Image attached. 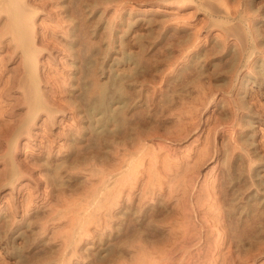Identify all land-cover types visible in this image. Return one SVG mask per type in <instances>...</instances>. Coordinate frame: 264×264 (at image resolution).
<instances>
[{
	"label": "rangeland",
	"instance_id": "rangeland-1",
	"mask_svg": "<svg viewBox=\"0 0 264 264\" xmlns=\"http://www.w3.org/2000/svg\"><path fill=\"white\" fill-rule=\"evenodd\" d=\"M32 1L27 0L26 2L25 0L24 2L21 0V3H25V10L26 8H31L30 10L32 12L30 11L28 14L31 16V21L34 20L33 27L36 29H34L36 33L35 46L37 49L41 50H38L39 54H37V63L35 64L37 68V78L39 79L38 90L42 95L41 100L44 108L38 110L30 119L23 115L25 112H28L27 107L22 104L18 105V102L21 100L20 91H22V88H19L15 83L16 80L21 79L24 75L21 67L24 64V57L19 50H15L11 47L13 43L8 40L10 38L9 34H6L5 37L3 36L4 39H0V42L2 40L0 43V58H3V63H0V72L4 70V72H6L1 76L0 89L4 80L7 82L9 79L10 85L13 81V84H16L11 85V87L14 88L6 90L7 92H5L4 95L7 99H1L2 103L5 101L2 105L3 107L5 106L4 110H6L2 118L3 120H7V123L8 120L12 123L9 122L10 125H8L6 133L15 131L16 134L11 132L12 134H10L9 137H7V134L5 135L7 139H10L9 160L8 158V161L6 160L7 168H5L6 163L4 159L2 161L1 159L3 155L6 154L8 146L3 141L5 136L3 135L2 137L0 135V138H2L0 139V142L2 141L0 143V148L2 147L3 149H0V185H2L0 186V264H264V0H185L184 2L182 0H83L81 1L82 3H80L81 6L78 2L80 0ZM207 1H211L210 3L215 7L217 6L219 10L216 7V13H212L208 5L205 4ZM200 3H203L202 7ZM79 8L81 12H79ZM2 15L0 21L1 29H3L6 20L5 14L3 13ZM161 19L164 21H161ZM225 21H228L227 24ZM82 23L85 24L84 27ZM86 26L87 28H85ZM232 29L235 31L233 32ZM81 30L84 32L81 33ZM83 33L86 34L87 37L86 35L84 37ZM238 33L240 35H237ZM243 33L246 34V36H244ZM253 33H257L258 35ZM174 34H176L177 37H175L176 35L174 36ZM82 35L83 37L81 38ZM178 35L180 37L182 36V39ZM186 35L189 37L186 38ZM183 36L185 37L184 41H186L185 43L187 45L183 41ZM50 37H52V39ZM255 38L257 39L255 40ZM82 39H86L87 43L81 44L85 41H82ZM88 41H90L89 44ZM52 42L54 43L52 44ZM78 42L82 47H80V45L78 46ZM9 43L11 44L9 45ZM76 43L80 48L76 46ZM174 43H179V45L182 46H176ZM140 44L143 45L141 46ZM256 44H258V46ZM88 46L90 48L92 46V51H90ZM140 47H143V49ZM82 48L85 51L88 49V51L85 52L87 54L89 52L93 53V56H91L90 53L88 55L83 53L92 58L85 56L86 60L88 59L87 62L84 61L87 63L86 65L83 60L82 62L80 61L83 58H79L81 57L79 54L82 53ZM223 48L226 50V53ZM11 49L14 50L12 51ZM15 52H17V54H15ZM18 55H20V58ZM95 58L97 63L94 61ZM239 58L241 60H239ZM6 59L9 61L6 62ZM197 59H199V61ZM89 62L91 63L90 65H88ZM97 64H100V66ZM91 65L94 67H91ZM84 66L85 68H89L87 70L91 69L92 74L89 71L90 75L86 74L87 71H85L86 69ZM79 69L85 72H81ZM18 71L21 72L19 73ZM82 73H84L85 76L83 75V77L85 78L82 77ZM198 73L200 74L198 75ZM15 74H19V77ZM91 75H94L92 79ZM116 75L120 76L118 77ZM130 76L132 78H130ZM7 77L8 79H6ZM124 77H126L125 80ZM121 78L123 82H121ZM87 79L91 80L89 81L90 83ZM94 79L96 80L94 81ZM77 80H85V82L79 83ZM168 80H171L170 84ZM173 80L176 84L179 82L177 84L179 86L184 81L185 83L187 82L186 84H182L184 87H180L181 89L183 87V91L181 90L183 93L179 91V86L177 87ZM91 82H93V84ZM78 83L82 86L81 88H79L80 86ZM85 83H87L88 86L91 84L93 86L96 84L98 85H96L97 88L96 86H90L88 88ZM114 83L115 85H113ZM60 84H64L63 86L68 84L69 86L66 85L65 88L62 86L63 88H61ZM81 84H84L88 90ZM57 87L60 88L57 89ZM83 87L85 90H83ZM98 88H100L99 95L95 93L98 91ZM173 88L177 90L172 93ZM80 89L82 90L80 91ZM89 89L92 90V92ZM109 90L112 91L109 92ZM48 91L50 94L51 92L54 93V95L51 94L50 96ZM103 92L109 96L113 92L117 96L120 95L123 100L125 99L124 101L130 100L129 102L127 101L129 104L123 102L122 105L115 101L109 103L110 110L117 111L118 120H127L129 116L133 115L132 119L135 118L133 119L134 121L130 119L131 117L128 119V121H131H129V124L133 125L134 122L135 125L133 126L129 125L128 122L126 124L125 121L124 123L127 125L125 127L123 126L124 123H122V125L121 120L119 121L122 125L120 126L122 127L120 128L121 130L130 131L132 128L134 130L130 132L127 131V133L123 131L121 134H113L107 131L109 132L108 134L111 135V137H108V139L111 138L110 141L108 140L107 142H102L97 134H100L102 129L105 128H107V130L111 129L110 131L113 132V128L115 129V127L112 125H115V123H108L109 125L107 126H109V128L103 126L102 122H99L101 114L92 113L93 109L91 106L94 105H89L92 102L91 99L95 97V94L100 96ZM43 95L44 97L46 96L48 102L46 98H43ZM123 95L124 97L126 96L127 99L126 97H122ZM167 95L171 98V102ZM54 96L56 98H54ZM73 96H75L77 100H75ZM83 96H87V99H84ZM128 96H130V98ZM51 97L57 102L59 100L61 101L57 104ZM132 97L135 98V101L132 100ZM151 97L152 99H150ZM164 97L168 99V102ZM57 98H59V100H57ZM49 99H53L57 106L59 104L62 105L56 108L57 106H54V101ZM143 99H149V103L147 102L148 100H146L147 103H145ZM78 100L81 102L78 103ZM87 100L90 101L88 104L84 102ZM165 100L166 103H164ZM15 101L17 103H15ZM200 101H202V103ZM137 102H139L140 105H138L139 103L137 104ZM6 103L13 105H8ZM81 103L85 107L82 106ZM160 103L163 104V106ZM86 104L91 108H87ZM73 105L75 107L79 105L80 107L77 109ZM123 105L125 108L128 107L126 114L124 112L122 114ZM133 105H135V109H137L138 112L141 110L140 113H136L137 111L132 109ZM195 105H197L196 108ZM15 106L19 107L15 108ZM117 106L120 109H118ZM192 106L194 107L192 108ZM49 107H52V109ZM53 107L55 108L53 109ZM153 107L154 110L156 109L155 111ZM84 108L87 109L85 110ZM159 108L160 110H158ZM88 109L91 114L87 111ZM46 111L48 114L45 113ZM84 112L89 113L85 114ZM83 113L85 115H83ZM149 113H151L152 116L154 114V119ZM87 114H89V119H94L93 121L90 119L93 124L88 119ZM121 115L128 117H126V119L123 117L122 119ZM83 116H86L85 120ZM20 117L21 119L24 117V119L21 120ZM136 117H138V119ZM181 117H185L184 121ZM141 118H145L146 121ZM148 118L149 120H147ZM179 118L180 120L182 119L183 123H181L182 121H180ZM14 121H17L16 123L20 125L16 126L17 124ZM137 121L140 122L138 123ZM178 121H180V124ZM144 122H146V124H144ZM140 123L142 125H140ZM12 125L15 126L12 127ZM90 125L92 126V130H90ZM9 127H12L14 130L11 128L9 129ZM83 128H85V130ZM93 128L94 130L96 129L95 132ZM99 128L100 131H98ZM135 129H137V131ZM138 129H140L142 133L138 131ZM23 130L24 133H22ZM80 130H82V132ZM26 131L27 134L25 133ZM91 131L93 132L91 133ZM96 131L98 132L96 133ZM128 133L130 135L127 136L128 138L126 139L125 137ZM20 134L22 136H19ZM133 134H135V136H133ZM136 135H139L138 139L142 140H138ZM95 136L98 138H95ZM132 136L134 139H132ZM114 138L117 141H115ZM130 138L134 142L130 140ZM92 139H96L95 142H97L98 145L94 144V140L92 141ZM121 139L128 141L124 142ZM135 139L136 141H140L141 144L137 141L140 145L136 144L137 146H135V144H133L137 143ZM111 140H113L112 143ZM84 141L88 146L85 145ZM89 142L92 143L93 146L97 145L100 148L96 147V150H94L95 147L93 148V146H90L92 144L89 145ZM119 142L123 145L125 143L127 147L122 146ZM49 143L52 145H49ZM130 144H132V146ZM43 145H45V148H43ZM61 147L64 152H62ZM77 147H80V151L82 147L85 149L87 148L86 153H84V149V151H78ZM102 147L105 148L106 151ZM98 149H103L104 151H99ZM110 149H112V151ZM117 149L119 153H122V160L118 153L117 155H119V157L115 155ZM125 149L128 151L126 152ZM50 151H53V155L56 156L54 157ZM114 151L115 154L113 155L112 153ZM48 152L50 158H52L51 161L56 162H51L52 164L59 166V157V159H61L59 161L62 162V164L64 163L63 165L60 164L61 167L63 166L59 171L60 175H50L49 172L44 170L45 168H41L43 164L46 165L47 160L49 161L50 159L47 155ZM141 153L146 157L142 156ZM110 155L113 158L110 157ZM125 155L128 157H125ZM136 155L140 158L139 162L143 163L137 161L138 158ZM108 156L111 159H109ZM28 157L33 159L31 160ZM104 157H106V160L103 159ZM124 157L125 159L128 158L129 161H126ZM15 158L17 160H15ZM117 158L119 159L118 162H116L118 160ZM29 160L33 161V163L35 162L34 164L36 166L31 162L29 164ZM45 160L46 162H43ZM107 160L108 164H111V160L112 163L116 160V163H113L114 166L110 165L112 167L111 170L110 167L108 170L109 165L106 163ZM120 160L122 165H120ZM134 160L138 163L137 166H135L136 162H134ZM148 160L151 161L148 162ZM41 163L42 165H40ZM131 163L135 164L134 167L137 168H133ZM8 164L10 165L8 166ZM18 164L21 166L19 167ZM24 164L29 167H24ZM167 164L174 168L172 167L170 170ZM32 165H34V168ZM37 165H40V167L37 168ZM66 165H68V168L71 167L70 171L68 168L65 170ZM115 165L117 166L115 167ZM22 166L24 169H27V172L23 171L24 169ZM8 167L10 170H7ZM121 167L122 170H119ZM130 167L132 169H130ZM21 168L23 170H21ZM30 168L34 170H30ZM167 168H169V170ZM105 169L111 172L113 170L114 174ZM152 169L156 171V173L152 171ZM128 170H132L134 176L132 171L129 172ZM144 170H146V172ZM149 170L150 173H148ZM8 171L10 172L8 173ZM127 172H129L128 174H132V179L130 175L128 178V174H125ZM135 172H137L136 176ZM142 173L144 179L143 177H139L140 174V176H142ZM48 174L50 177H48ZM121 174H125L128 181H126L123 177L124 175ZM5 176L10 177V181L7 180L5 184H3ZM155 177L157 179H154ZM46 178L57 179L54 182V180L50 181V179L48 180ZM145 178H147L148 181ZM120 179L125 180V186H122L124 181L119 185L117 184ZM149 179L151 180L149 181ZM133 180L136 184L133 183ZM47 182H49V184ZM144 182L147 184L149 182V185L152 187L149 185L147 186L146 183V186L145 184L143 185ZM56 183L58 186H55ZM128 183L130 184L128 185ZM53 184L54 186H52ZM133 184H135L136 187ZM120 185L121 187L119 188L118 186ZM130 185L134 187H129ZM141 186L142 188L144 187L143 189L146 187L148 190L146 189L144 192ZM122 188H125V190L123 189L122 191ZM128 188H130V190ZM115 189L119 192L121 191L120 193L122 194H119ZM109 190L111 191L110 193ZM126 192L131 193H128V195ZM127 195L130 197V201L128 197H126ZM140 198L143 200V202L141 201L143 204L139 201ZM21 260H23V262Z\"/></svg>",
	"mask_w": 264,
	"mask_h": 264
},
{
	"label": "bare ground",
	"instance_id": "bare-ground-1",
	"mask_svg": "<svg viewBox=\"0 0 264 264\" xmlns=\"http://www.w3.org/2000/svg\"><path fill=\"white\" fill-rule=\"evenodd\" d=\"M22 1L25 2V0H22ZM31 1H32V0H31ZM81 1H83V0L78 1V2H79V5H80V3H82ZM86 1H87V0H86ZM92 1H93V0H92ZM170 1H171V0H170ZM174 1H176V0H174ZM179 1H180V0H179ZM182 1L184 2L185 0H182ZM182 1H181V2H182ZM205 1H206V0H205ZM238 1H239V0H238ZM24 2L21 3V0H0V21H1V17L3 16V15H2L3 13L5 14V17H6L5 24L3 25V29L0 28V39H2V38L4 39L5 35H6V34H7V35L9 34L11 40H10V38H9L8 40H9L11 43H13V46L11 45V47H13L15 50H19V52H20V53L23 55V57H24V60H23V63H24V64H23V66L20 65V66L22 67V70H23L22 73H23L24 75H23V77H22L21 79L16 80L15 83L18 85L19 88H20V87L22 88V89H21L22 91H20V93H21V100L18 102V105H19V104H22V105H25V106L27 107L28 112H25V114H26V113H27V114H26V115L23 114V115H24V117L26 116L28 119H30V118H32V117L37 113L38 110H42V108H44V107H43V103H42V100H41L42 95H41V93H40L39 90H38L39 79L37 78V71H36L37 68H36V64H35V63H37V57H38L37 54H39V51H41V50L37 49L36 46H35L36 33H35L34 31H35L36 29L33 27V26H34V24H33V23H34V22H33L34 20L31 21V20H32V19H31V16L28 14V13H30V11H31L30 9H31V8H29V9L26 8V10H27V12H26V10H25L26 5H25ZM26 2H27V0H26ZM32 2H33V1H32ZM78 2H77V4H78ZM90 2H91V1H90ZM152 2H153V1H152ZM181 2H179V3H181ZM183 2H182V4H183ZM210 2H211V1H210ZM210 2L207 1V2H205V4L208 5V8H210V10H211L212 13H216V11H217V10H216V7H217V6L215 7V6H214L213 4H211ZM221 2H222V1H221ZM23 3H24V4H23ZM28 3H29V2H28ZM126 3H127V2H126ZM166 3H167V2H166ZM213 3H214V2H213ZM224 3H225V2H224ZM29 4H30V3H29ZM83 4H84V3H83ZM186 4H187V2H186ZM214 4H215V3H214ZM24 6H25V7H24ZM40 6H41V5H40ZM80 6H81V5H80ZM105 6H106V4H105ZM200 6L202 7V6H203V3H200ZM242 6H243V5H242ZM110 7H111V6H110ZM204 7H205V6H204ZM80 8H81V7H80ZM80 8H79V12H81V11H80ZM205 8H206V7H205ZM217 8H218V7H217ZM244 8H245V7H244ZM73 9H74V8H73ZM76 9H77V8H76ZM116 9H117V8H116ZM28 10H29V11H28ZM32 10H33V9H32ZM77 10H78V9H77ZM121 10H122V9H121ZM218 10H219V8H218ZM245 10H246V9H245ZM247 10H248V9H247ZM31 12H32V11H31ZM76 12H77V11H76ZM209 12H210V11H209ZM82 13H83V12H82ZM56 14H57V13H56ZM225 14H228V13H225ZM229 14H230V13H229ZM121 15H122V14H121ZM187 15H188V14H187ZM230 15H231V14H230ZM234 16H235V15H234ZM245 16H246V15H245ZM116 17H118V16H116ZM174 17H175V16H174ZM180 17H181V16H180ZM3 18H4V17H3ZM176 18H177V17H176ZM184 18H185V17H184ZM191 18H193V17H191ZM33 19H34V18H33ZM71 19H72V18H71ZM247 19H248V18H247ZM129 20H130V19H129ZM150 20H151V19H150ZM159 20H160V19H159ZM162 20H163V19H161V21H162ZM173 20H174V19H173ZM176 20H177V19H176ZM191 20H192V19H191ZM224 20H225V19H224ZM231 20H232V19H231ZM240 20H242V19H240ZM3 21H4V20H3ZM65 21H66V20H65ZM67 21H68V20H67ZM134 21H135V20H134ZM156 21H158V20H156ZM163 21H164V20H163ZM166 21H167V20H166ZM225 22H226V21H225ZM227 22H228V21H227ZM227 22H226V24H227ZM64 23H65V22H64ZM150 23H151V22H150ZM164 23H165V22H164ZM82 24H83V23H82ZM82 24H81V25H82ZM161 24H163V23H161ZM176 24H177V23H176ZM203 24H204V23H203ZM84 25H85V24H83L82 26L84 27ZM128 25H129V24H128ZM149 25H150V24H149ZM184 25H185V24H184ZM200 25H202V24H200ZM236 25H237V24H236ZM82 26H81V27H82ZM150 26H151V25H150ZM157 27H158V26H157ZM165 27H166V26H165ZM173 27H174V26H173ZM173 27H172V28H173ZM175 27H176V26H175ZM179 27H180V26H179ZM200 27H201V26H200ZM200 27H199V28H200ZM240 27H241V26H240ZM50 28H51V27H50ZM85 28H87V26H86ZM162 28H164V27H162ZM184 28H185V27H184ZM190 28H191V27H190ZM228 28H229V26H228ZM237 28H238V26H237ZM34 29H35V30H34ZM81 29H83V28H81ZM181 29H182V28H181ZM197 29H198V28H197ZM240 29H241V28H240ZM256 29H257V28H256ZM157 30H158V29H157ZM174 30H175V29H174ZM177 30H178V29H177ZM200 30H201V28H200ZM230 30H231V28H230ZM238 30H239V29H238ZM159 31H161V30H159ZM187 31H188V30H187ZM232 31H233V29H232ZM234 31H235V30H234ZM234 31H233V32H234ZM67 32H68V31H67ZM82 32H84V31L81 30V33H82ZM174 32H175V31H174ZM176 32H177V31H176ZM195 32H196V31H195ZM227 32H229V31H227ZM233 32H232V33H233ZM240 32H241V30H240ZM243 32H245V31H243ZM52 33H53V32H52ZM79 33H80V32H79ZM188 33H189V32H188ZM192 33H193V32H192ZM222 33H223V32H222ZM229 33H230V32H229ZM236 33H237V30H236ZM241 33H242V32H241ZM62 34H63V33H62ZM69 34H70V33H69ZM83 34H84V33H83ZM150 34H151V33H150ZM150 34H149V35H150ZM157 34H158V33H157ZM157 34H156V35H157ZM177 34H178V33H177ZM179 34H180V33H179ZM197 34H198V33H197ZM197 34H196V35H197ZM224 34H225V33H224ZM230 34H231V33H230ZM243 34H244V33H243ZM253 34H255V33H253ZM256 34H257V33H256ZM256 34H255V35H256ZM55 35H56V34H55ZM67 35H68V34H67ZM70 35H71V34H70ZM74 35H75V34H74ZM85 35H86V34H84V37H85ZM149 35H148V36H149ZM175 35H176V34H174V36H175ZM188 35H189V34H188ZM188 35H186V38L189 37ZM198 35H199V34H198ZM237 35H240V34L238 33ZM237 35H235V36H237ZM241 35H242V34H241ZM257 35H258V34H257ZM3 36H4V37H3ZM44 36H45V35H44ZM51 36H52V35H51ZM64 36H65V35H64ZM75 36H76V35H75ZM75 36H72V37H75ZM178 36H179V35H178ZM194 36H195V35H194ZM232 36H234V35H232ZM244 36H246V34H244ZM48 37H49V36H48ZM65 37H66V36H65ZM67 37H68V36H67ZM82 37H83V35L81 36V38H82ZM86 37H87V35H86ZM144 37H145V36H144ZM144 37H143V38H144ZM154 37H155V36H154ZM154 37H153V38H154ZM175 37H177V35H176ZM179 37H180V36H179ZM179 37H178V38H179ZM181 37H182V36H181ZM181 37H180V38H181ZM183 37H184V36H183ZM191 37H192V36H191ZM223 37H224V36H223ZM239 37H240V36H239ZM252 37H253V36H252ZM256 37H257V36H256ZM50 38L52 39V37H50ZM75 38H77V37H75ZM75 38H74V39H75ZM79 38H80V37H79ZM81 38H80V39H81ZM105 38H106V37H105ZM157 38H158V37H157ZM173 38H174V37H173ZM258 38H259V37H258ZM51 39H50V40H51ZM53 39H54V38H53ZM69 39H70V38H69ZM86 39H87V38H86ZM86 39H84L85 41L82 39V41H84V42L81 41V42H82L81 44H83V43H87V40H88V39H87V40H86ZM165 39H166V38H165ZM181 39H182V38H181ZM181 39H179V40H181ZM228 39H229V38H228ZM237 39H238V38H237ZM242 39H243V38H242ZM242 39H241V40H242ZM256 39H257V38H255V40H256ZM6 40H7V39H6ZM8 40H7V41H8ZM50 40H48V41H50ZM76 40H77V39H76ZM100 40H101V39H100ZM175 40H176V39H175ZM179 40H178V41H179ZM184 40H185V37H184L183 41H184ZM192 40H194V39H192ZM192 40H190V41H192ZM249 40H250V38H249ZM255 40H254V41H255ZM51 41H52V40H51ZM70 41H71V40H70ZM188 41H189V40H188ZM194 41H195V40H194ZM245 41H246V40H245ZM1 42H2V40H1ZM1 42H0V43H1ZM3 42H5V41H3ZM55 42H56V41H55ZM79 42H80V40H79ZM79 42H78V46L80 45V47H82L81 44H79ZM89 42H90V41H88V44H89ZM167 42H168V41H167ZM185 42H186V41H184V43H185ZM241 42H242V41H241ZM11 43H9V45H10ZM53 43H54V42H52V44H53ZM176 43H177V41H176ZM180 43H181V42H180ZM189 43H190V42H189ZM224 43H225V42H224ZM259 43H260V42H259ZM47 44H48V43H47ZM47 44H46V45H47ZM55 44H57V43H55ZM88 44H87V45H88ZM122 44H123V43H122ZM174 44H175V43H174ZM181 44H182V43H181ZM185 44H186V43H185ZM193 44H194V43H193ZM5 45H8V44H5ZM74 45H75V44H74ZM84 45H86V44H84ZM140 45H141V44H140ZM142 45H143V44H142ZM142 45H141V46H142ZM175 45L177 46V45H179V43H178V44H175ZM182 45H183V44H182ZM182 45H179V46H182ZM186 45H187V44H186ZM223 45H224V44H223ZM256 45L258 46V44H256ZM51 46H52V45H51ZM55 46H56V45H55ZM69 46H70V45H69ZM76 46H77V43H76ZM78 46H77V47H78ZM129 46H130V45H129ZM168 46H169V45H168ZM224 46H225V45H224ZM247 46H248V45H247ZM8 47H9V46H8ZM66 47H67V46H66ZM80 47H78V48H80ZM83 47H84V46H83ZM88 47H89V46H88ZM88 47H87V48H88ZM108 47H109V45H108ZM110 47H111V46H110ZM143 47H144V46H143ZM143 47H140V48L143 49ZM228 47H229V46H228ZM242 47H243V46H242ZM52 48H53V47H52ZM52 48H51V49H52ZM64 48H65V47H64ZM74 48H75V47H74ZM89 48H90V47H89ZM91 48H92V46H91ZM91 48H90V51H92ZM125 48H126V47H125ZM148 48H149V47H148ZM157 48H158V47H157ZM165 48H166V47H165ZM171 48H172V47H171ZM175 48H176V47H175ZM178 48H180V47H178ZM257 48H258V47H257ZM0 49H1V48H0ZM14 49H13V50H14ZM75 49H76V48H75ZM138 49H139V48H138ZM181 49H182V48H181ZM194 49H195V48H194ZM221 49H222V48H221ZM226 49H227V48H226ZM11 50H12V49H11ZM13 50H12V51H13ZM38 50H39V51H38ZM145 50H146V49H145ZM219 50H220V49H219ZM223 50H224V48H223ZM227 50H228V49H227ZM83 51H84V52H83ZM86 51H88V49H87ZM86 51L82 48V50H81L82 53L79 54V55L81 56V57H79V58H83V59L80 60L81 62H82V60H83V62H84V61L87 62L88 59L86 60V57L91 58V56H93V53H90V52H89V53L91 54V56H90V57H89V56H86V55H85V54H87V53H85ZM94 51H95V49H94ZM97 51H98V50H97ZM183 51H184V48H183ZM190 51H191V50H190ZM192 51H194V50H192ZM206 51H207V50H206ZM220 51H221V50H220ZM225 51H226V50H224V52H225ZM241 51H242V50H241ZM141 52H142V51H141ZM208 52H209V51H208ZM212 52H213V51H212ZM260 52H261V51H260ZM83 53H85V54H83ZM89 53H88V54H89ZM95 53H97V52H95ZM98 53H99V52H98ZM172 53H173V52H172ZM182 53H183V52H182ZM197 53H198V52H197ZM210 53H211V52H210ZM216 53H217V52H216ZM225 53H226V52H225ZM241 53H243V52H241ZM256 53H257V52H256ZM15 54H17V52H15ZM21 54H20V55H21ZM77 54H78V53H77ZM88 54H87V55H88ZM140 54H141V53H140ZM11 55H12V54H11ZM20 55H18V57H19ZM70 55H71V54H70ZM94 55H95V54H94ZM129 55H130V54H129ZM141 55H142V54H141ZM143 55H144V54H143ZM182 55H183V54H182ZM194 55H195V54H194ZM197 55H198V54H197ZM212 55H214V54H212ZM75 56H76V55H75ZM85 56H86V57H85ZM95 56H96V55H95ZM163 56H164V55H163ZM168 56H169V55H168ZM207 56H208V55H207ZM4 57H5V56H4ZM10 57H11V56H10ZM16 57H17V56H16ZM128 57H129V56H128ZM171 57H172V56H171ZM180 57H181V56H180ZM196 57H197V56H196ZM8 58H9V57H8ZM19 58H20V57H19ZM47 58H48V57H47ZM193 58H194V57H193ZM201 58H202V57H201ZM10 59H11V58H10ZM91 59H92V58H91ZM91 59H90V60H91ZM148 59H149V58H148ZM166 59H167V58H166ZM173 59H174V58H173ZM173 59H172V60H173ZM178 59H179V58H178ZM205 59H206V58H205ZM231 59H232V58H231ZM14 60H15V59H14ZM97 60H98V59H97ZM168 60H169V59H168ZM175 60H176V59H175ZM197 60L199 61V59H197ZM206 60H207V59H206ZM239 60H241V59L239 58ZM249 60H250V59H249ZM8 61H9V60L6 59V62H8ZM64 61H65V60H64ZM76 61H77V60H76ZM94 61H96V58H95ZM94 61H93V63H94ZM198 61H197V62H198ZM219 61H220V60H219ZM21 62H22V61H21ZM21 62H20V63H21ZM90 62H91V61H90ZM90 62L88 63V65H90V64L92 63V62H91V63H90ZM168 62H169V61H168ZM173 62H174V61H173ZM192 62H193V61H192ZM204 62H205V61H204ZM0 63H3V58H2V57L0 58ZM84 63H85V62H84ZM96 63H97V61H96ZM145 63H146V62H145ZM154 63H155V62H154ZM159 63H160V62H159ZM65 64H66V63H65ZM86 64H87V63H85V65H86ZM100 64H101V63H100ZM100 64H99V65L97 64V65L100 66ZM136 64H137V63H136ZM249 64H250V63H249ZM254 64H255V63H254ZM70 65H72V64H70ZM74 65H75V64H74ZM81 65H82V64H81ZM196 65H197V64H196ZM1 66H2V65H1ZM68 66H69V64H68ZM82 66H83V65H82ZM94 66H95V63H94ZM94 66L91 65V67H94ZM134 66H135V65H134ZM250 66H251V65H250ZM77 67H78V66H77ZM89 67H90V66H89ZM96 67H97V66H96ZM135 67H136V66H135ZM138 67H139V66H138ZM236 67H237V66H236ZM80 68H81V67H80ZM84 68H85V66H84ZM143 68H144V67H143ZM145 68H146V66H145ZM213 68H214V67H213ZM253 68H254V67H253ZM0 69H1V68H0ZM82 69H83V68H82ZM85 69H86L85 71H87L86 74H89V75H90L89 72H91V74H92V70H91V69H90L91 71H90V70H87V69H89V68H85ZM92 69H93V68H92ZM96 69H97V68H96ZM193 69H194V68H193ZM195 69H196V68H195ZM235 69H236V68H235ZM235 69H234V70H235ZM3 70H4V69H3ZM72 70H73V69H72ZM79 70H80V69H79ZM83 70H84V69H83ZM94 70H95V68H94ZM141 70H142V69H141ZM147 70H149V69H147ZM157 70H158V69H157ZM188 70H189V69H188ZM197 70H198V69H197ZM212 70H213V69H212ZM232 70H233V69H232ZM4 71H5V70H4ZM4 71H1V72H0V80H1V76H2V74H3V73H6V72H4ZM80 71H81V70H80ZM85 71H81V72H85ZM88 71H89V72H88ZM95 71H96V70H95ZM137 71H138V70H137ZM192 71H193V70H192ZM194 71H195V70H194ZM255 71H256V69H255ZM261 71H262V70H261ZM18 72H19V71H18ZM20 72H21V71H20ZM20 72H19V73H20ZM76 72H77V71H76ZM96 72H97V71H96ZM185 72H186V71H185ZM195 72H197V71H195ZM212 72H213V71H212ZM216 72H217V71H216ZM259 72H260V71H259ZM22 73H21V74H22ZM143 73H144V72H143ZM155 73H156V72H155ZM164 73H165V72H164ZM262 73H263V71H262ZM262 73H261V74H262ZM56 74H57V73H56ZM75 74H76V73H75ZM80 74H81V73H80ZM80 74H79V75H80ZM93 74H94V73H93ZM123 74H124V73H123ZM123 74H122V75H123ZM135 74H136V73H135ZM199 74H200V73H198V75H199ZM202 74H203V73H202ZM219 74H220V71H219ZM15 75L18 76L19 74H15ZM83 75H84V73H82V77H83ZM96 75H97V74H96ZM122 75H121V76H122ZM186 75H187V74H186ZM216 75H217V74H216ZM223 75H224V74H223ZM59 76H60V75H59ZM80 76H81V75H80ZM80 76H79V78H80ZM84 76H85V75H84ZM86 76H87V75H86ZM92 76H94V75H91V79H92ZM116 76H118V75H116ZM116 76H115V77H116ZM119 76H120V75H119ZM119 76H118V77H119ZM123 76H124V75H123ZM123 76H122V77H123ZM195 76H196V75H195ZM201 76H202V75H201ZM210 76H211V75H210ZM212 76H213V75H212ZM4 77H5V76H4ZM18 77H19V76H18ZM20 77H21V76H20ZM82 77H81V78H82ZM95 77H96V76H95ZM115 77H114V78H115ZM126 77H127V76H126ZM126 77H124V80H125ZM128 77H129V76H128ZM136 77H137V76H136ZM181 77H182V76H181ZM183 77H184V76H183ZM193 77H194V76H193ZM198 77H200V76H198ZM49 78H50V77H49ZM79 78H78V79H79ZM83 78H85V77H83ZM93 78H94V77H93ZM130 78H132V77L130 76ZM187 78H188V77H187ZM6 79H8V77H7ZM11 79H12V78H11ZM11 79H10V80H11ZM42 79H43V78H42ZM42 79H41V80H42ZM44 79H46V78H44ZM96 79H97V78H96ZM96 79H94V81H95ZM112 79H113V78H112ZM112 79H111V80H112ZM117 79H118V78H117ZM141 79H142V78H141ZM173 79H174V78H173ZM182 79H183V78H182ZM190 79H191V78H190ZM194 79H195V78H194ZM194 79H193V80H194ZM2 80H3V79H2ZM14 80H15V79H14ZM66 80H67V79H66ZM82 80H83V79H82ZM115 80H116V78H115ZM118 80H119V79H118ZM121 80H122V78H121ZM130 80H131V79H130ZM130 80H129V81H130ZM162 80H163V79H162ZM180 80H181V78H180ZM187 80H188V79H187ZM5 81H6V80H4V83H2V85H1L2 87H1V89H0V135L3 137V135L5 136V135L7 134V135H8L7 137H9L10 134H12L11 132H14V134H16V133H15V131H11V132H10V130H9L10 133H6V132H7L6 130H7V128H8V125H10L11 122H10V120H8V123L10 122V123L8 124V123H7V120H3V118H2L3 115H4V112H5L6 110H4L5 106L3 107V105H2L3 103H5V101H3V103H2L1 99H2V100L7 99V98H5L6 96L4 95L5 92H7L6 90H10V88H14V87H11V85H16V84H13V82H14V81H13V82L11 83V85H10L9 79H8L7 82H5ZM77 81H79V83H80V82H85V80H84V81L77 80ZM87 81L89 82V81H91V80H90V79H87ZM113 81H114V80H113ZM113 81H111V82H113ZM116 81H117V80H116ZM119 81H120V80H119ZM129 81H127V82H128V83L133 82V81H130V82H129ZM168 81H169V84H170L171 80H168ZM183 81H184V80H183ZM0 82H1V81H0ZM57 82H58V81H57ZM88 82H87V83H88ZM121 82H123V80H122ZM173 82H174V80H173ZM180 82H181V81H180ZM190 82H191V81H190ZM192 82H193V81H192ZM232 82H233V81H232ZM52 83H53V82H52ZM58 83H60V82H58ZM79 83H78V85H79ZM87 83H85V85H87ZM89 83H90V82H89ZM89 83H88V84H89ZM91 83L93 84V82H91ZM115 83H116V82H115ZM115 83H114L113 85H115ZM165 83H166V82H165ZM174 83H175V82H174ZM178 83H179V82H178ZM178 83H177V84H178ZM183 83H185V81H184ZM183 83H182V84H183ZM186 83H187V82H186ZM186 83H185V84H186ZM223 83H224V82H223ZM92 84H91L90 86H93ZM116 84L119 85L118 83H116ZM125 84H126V82H125ZM132 84H133V83H132ZM171 84H173V83H171ZM175 84H176V83H175ZM177 84H176V85H177ZM180 84H181V83H180ZM182 84H181L180 86L177 85V87H178V86H179V88H180L181 86L184 87V85H182ZM195 84H196V83H195ZM221 84H222V83H221ZM229 84H230V83H229ZM8 85H9V86H8ZM50 85H51V84H50ZM54 85H55V84H54ZM57 85H58V84H57ZM63 85H64V84H63ZM63 85L60 84V87H61V88H63V87L65 88V86L68 85V84H65V86H63ZM81 85H84V84H81ZM85 85H84V87L87 89V87H86ZM94 85H95V83H94ZM96 85H98V84H96ZM96 85H95V86H96ZM99 85H101V84H99ZM106 85H107V84H106ZM121 85H122V84H121ZM133 85H134V84H133ZM133 85H132V86H133ZM188 85H189V84H188ZM200 85H203V84H200ZM62 86H63V87H62ZM68 86H69V85H68ZM79 86H80V85H79ZM87 86H88V85H87ZM90 86H88V88H89ZM95 86H93V87H95ZM125 86H126V85H125ZM166 86H167V85H166ZM169 86H170V85H169ZM240 86H241V85H240ZM60 87H57V89L60 88ZM81 87H82V86H80L79 88H81ZM84 87H83V90H85ZM175 87H176V86H175ZM177 87H176V88H177ZM183 87H182V89H183ZM96 88H97V86H96ZM100 88H101V86H100ZM100 88H98V91L95 92L96 94L98 93V95H99V89H100ZM102 88H103V87H102ZM108 88H109V87H108ZM111 88H112V87H111ZM133 88H134V86H133ZM169 88H170V87H169ZM176 88H175V89L173 88L172 93H173V91H176V90H177ZM179 88H178V89H179ZM225 88H226V87H225ZM227 88H228V87H227ZM66 89H67V87H66ZM109 89H110V88H109ZM114 89H115V88H114ZM125 89H126V88H125ZM125 89H124V90H125ZM128 89H129V87H128ZM170 89H172V88H170ZM170 89H169V90H170ZM182 89L180 88L179 91L182 92V91H183ZM184 89H185V88H184ZM11 90H12V89H11ZM78 90H79V89H78ZM81 90H82V89H80V91H81ZM87 90H88V89H87ZM87 90H86V91H87ZM89 90H90V89H89ZM115 90H116V89H115ZM117 90H118V89H117ZM124 90H123V91H124ZM131 90H132V89H131ZM131 90H128V91H131ZM181 90H182V91H181ZM185 90H186V89H185ZM226 90H227V89H226ZM59 91H60V90H59ZM74 91H75V90H74ZM90 91L92 92V90H90ZM102 91H103V89H102ZM111 91H112V90H111ZM111 91L109 90V92H111ZM214 91H215V90H214ZM60 92H61V91H60ZM62 92H63V91H62ZM68 92H69V91H68ZM71 92H72V91H71ZM113 92H115V91H113ZM113 92L110 94V96H109L108 94H105L104 92H103V94H101L100 96H98V95L95 94V97H96V96H97V97H96V98L94 97V98H93L94 100L91 99L92 102L89 104V105H91V104L94 105V106H91L92 109H93V110H92V113H96V114L100 113V114H101V116L99 115L100 118H99V116H98V118H99V122H102L103 126H106V127L109 128V126H107V125H109L108 123H110V124H112V123L114 124V123H115V125H112V126L115 127V129L113 128V132L110 131L111 129L107 130V128H105L106 130H105V129H102V131L100 132V134L98 133L100 136L97 134V136L100 137V139H101L102 142H103V141H104V142H107L108 140L110 141L111 138L108 139V137H111V135L108 134L109 132H111V133H113V134H121L124 130H121L120 128H122V127H120V126H122V125H123L122 123H124L125 121H126V124H127V122H128V124H129V123L131 122L130 120H129L130 122L128 121V119H129L130 117H131V118H130L131 120L135 119V118L132 119V117H133L134 115H133V116H129V118H128L127 120H121V119H120L122 125L120 124V122H119L120 120H118L119 118H118L117 111H111L112 109L110 110V108H109V103L115 101V102L121 103V105H122L123 102H127L128 100L124 101L125 99L123 100V98H121L120 95L117 96V95L114 94ZM121 92H122V91H121ZM132 92H133V91H132ZM154 92H155V91H154ZM169 92H170V91H169ZM169 92H167V93H169ZM177 92H178V91H177ZM180 92H179V93H180ZM253 92H254V91H253ZM48 93H49V91H48ZM81 93H82V92H81ZM83 93H84V91H83ZM83 93H82V94H83ZM126 93H127V92H126ZM161 93H162V92H161ZM174 93H176V92H174ZM182 93H183V92H182ZM202 93H203V92H202ZM210 93H211V92H210ZM44 94H45V92H44ZM51 94L54 95V93H52V92H51ZM51 94L49 93L50 96H51ZM66 94H67V93H66ZM79 94H80V93H79ZM79 94H78V95H79ZM118 94H119V92H118ZM154 94H156V93H154ZM154 94H153V95H154ZM163 94H164V93H163ZM163 94H161V95H163ZM177 94H178V93H177ZM6 95H8V94H6ZM49 95H48V96H49ZM55 95H56V93H55ZM60 95H61V94H60ZM76 95H77V94H76ZM80 95H81V94H80ZM85 95H86V94H85ZM87 95H88V94H87ZM91 95H92V93H91ZM121 95H122V94H121ZM172 95H173V94H172ZM174 95H175V94H174ZM195 95H196V94H195ZM3 96H4V97H3ZM17 96H18V95H17ZM46 96H47V93H46ZM46 96L44 97V95H43V98H46ZM50 96H49V97H50ZM135 96H136V95H135ZM135 96H134V97H135ZM149 96H150V95H149ZM165 96H166V94H165ZM180 96H181V95H180ZM189 96H190V95H189ZM208 96H209V95H208ZM253 96H254V95H253ZM7 97H8V96H7ZM57 97H58V96H57ZM59 97H60V96H59ZM73 97L75 98V96H73ZM77 97H79V96H77ZM86 97H87V96H86ZM86 97L83 96L84 99H85ZM122 97H124V95H123ZM125 97H126V96H125ZM125 97H124V98H125ZM128 97L130 98V96H128ZM138 97H140V96H138ZM167 97H168V95H167ZM170 97H171V96H170ZM176 97H177V96H176ZM176 97H175V98H176ZM197 97H198V96H197ZM199 97H200V95H199ZM3 98H4V99H3ZM12 98H13V97H12ZM17 98H18V97H17ZM51 98H53V97H51ZM54 98H56V97L54 96ZM54 98H53V99H54ZM81 98H82V97H81ZM88 98H89V97H88ZM129 98H128V99H129ZM132 98H133V97H132ZM132 98H131V99H132ZM148 98H149V97H148ZM154 98H155V97H154ZM162 98H163V97H162ZM179 98H180V97H179ZM182 98H183V96H182ZM184 98H186V97H184ZM192 98H193V97H192ZM18 99H20V98H18ZM18 99H17V100H18ZM53 99H49V100L54 101L55 99H54V100H53ZM78 99H79V98H78ZM86 99H87V98H86ZM126 99H127V97H126ZM134 99H135V98H133L132 100H134ZM150 99H152V97H151ZM157 99H158V96H157ZM157 99H156V100H157ZM164 99H166V98L164 97ZM168 99H169V101L171 100V98H169V97H168ZM168 99H166L167 102H168ZM46 100H47V102H48V99H47V98H46ZM57 100H59V98H57ZM75 100H77V99L75 98ZM80 100H81V99H80ZM146 100H148L147 102L149 103V99H146ZM146 100L143 99V101H144L145 103H147ZM160 100H161V99H160ZM166 100H165L164 103H166ZM181 100H182V99H181ZM195 100H196V99H195ZM201 100H202V98H201ZM236 100H237V99H236ZM8 101H9V100H8ZM44 101H45V100H44ZM52 101H51V102H52ZM55 101H56V100H55ZM55 101L53 102V103H54V106H57V105H55V104H56ZM59 101H61V100H59ZM59 101H58V102H59ZM82 101H83V100H82ZM129 101H130V100H129ZM129 101H128V102H129ZM134 101H135V100H134ZM134 101H133V102H134ZM139 101H140V100H139ZM154 101H155V100H154ZM157 101H159V100H157ZM202 101H203V100H202ZM202 101H200V102L202 103ZM12 102H13V101H12ZM45 102H46V101H45ZM56 102H57V101H56ZM58 102H57V104H58ZM63 102H64V101H63ZM67 102H68V101H67ZM74 102H75V101H74ZM80 102H81V101H80ZM80 102H79V100H78V103H80ZM84 102L88 104L90 101L87 100V101H84ZM84 102H83V103H84ZM128 102H127V103H128ZM133 102H132V103H133ZM161 102H162V100H161ZM170 102H171V101H170ZM173 102H174V99H173ZM175 102H176V101H175ZM177 102H178V101H177ZM186 102H187V101H186ZM189 102H190V101H189ZM200 102H199V104H200ZM234 102H235V101H234ZM243 102H244V101H243ZM10 103H11V102H10ZM10 103H9V104H10ZM15 103H17V102L15 101ZM15 103H14V104H15ZM68 103H69V102H68ZM68 103H67V104H68ZM127 103H126V104H127ZM138 103H139V102H137V104H138ZM158 103H159V102H158ZM181 103H182V102H181ZM181 103H180V105H181ZM187 103H188V102H187ZM194 103H196V102H194ZM194 103H193V104H194ZM238 103H239V102H238ZM6 104H8V103H6ZM6 104H5V105H6ZM9 104H8V105H9ZM45 104H46V103H45ZM81 104H82V103H81ZM87 104H86V105H87ZM128 104H129V103H128ZM160 104H161V103H160ZM167 104H168V103H167ZM196 104H197V103H196ZM10 105H13V104H10ZM15 105H16V104H15ZM48 105H49V104H48ZM59 105H60V104H59ZM59 105H58L56 108L60 107L62 104H61L60 106H59ZM65 105H66V104H65ZM69 105H70V104H69ZM69 105H68V106H69ZM71 105H72V104H71ZM118 105H119V104H118ZM124 105H125V103H124ZM124 105H123V106H124ZM130 105H131V103H130ZM130 105H127V106H130ZM138 105H140V103H139ZM142 105H143V104H142ZM144 105H145V104H144ZM147 105H148V104H147ZM152 105H154V104H152ZM155 105H157V104H155ZM161 105L163 106V104H161ZM161 105H160V106H161ZM180 105H179V106H180ZM185 105H186V104H185ZM185 105H184V106H185ZM201 105H202V104H201ZM224 105H225V104H224ZM239 105H240V104H239ZM68 106H67V107H68ZM73 106H74V105H73ZM82 106H84V105L82 104ZM157 106H158V105H157ZM164 106H165V105H164ZM196 106H197V105H195V108H196ZM199 106H200V105H199ZM199 106H198V107H199ZM240 106H241V105H240ZM240 106H239V107H240ZM242 106H243V104H242ZM12 107H13V106H12ZM17 107H19V106H15V108H17ZM21 107H22V106H21ZM47 107H48V106H47ZM74 107H75V106H74ZM78 107H80V106L78 105V106H76L75 108L78 109ZM84 107H85V106H84ZM86 107L88 108L89 106L87 105ZM91 107H89V109H90ZM117 107H118V106H117ZM138 107H139V106H138ZM140 107H141V106H140ZM158 107H159V106H158ZM158 107H157V108H158ZM181 107H182V106H181ZM193 107H194V106H192V108H193ZM203 107H204V106H203ZM8 108H9V107H8ZM49 108L52 109V107H49ZM54 108H55V107H53V109H54ZM72 108H73V107H72ZM87 108H84V109L86 110ZM135 108H136L135 105H133L132 109H135ZM163 108H164V107H163ZM195 108H194V110H195ZM240 108H242V107H240ZM13 109H14V108H13ZM79 109H80V108H79ZM82 109H83V107H82ZM89 109H88L87 111H89ZM115 109H117V108H115ZM118 109H120V108L118 107ZM118 109H117V110H118ZM122 109H123V110H122ZM122 109H121V110H122V114H123V112L126 114L128 107L125 108V106H124V108H122ZM132 109H131V110H132ZM141 109H142V108H141ZM148 109H149V108H148ZM175 109H176V108H175ZM185 109H186V108H185ZM238 109H239V108H238ZM7 110H8V109H7ZM22 110H23V109H22ZM73 110H74V109H73ZM135 110L137 111V109H135ZM138 110H139V109H138ZM143 110H144V107H143ZM153 110H154V107H153ZM155 110H156V109H155ZM155 110H154V111H155ZM158 110H160V108H159ZM44 111H45V110H44ZM66 111H67V110H66ZM82 111H84V110H82ZM119 111H120V110H119ZM136 111H135V112H136ZM140 111H141V110H140ZM140 111H139V112L137 111L136 113H140ZM154 111H151V112H154ZM182 111H183V110H182ZM185 111H186V110H185ZM230 111H231V110H230ZM232 111H233V110H232ZM11 112H12V111H11ZM74 112H75V111H74ZM89 112H90V111H89ZM89 112H86V113H89ZM129 112H130V111H129ZM143 112H144V111H143ZM143 112H142V113H143ZM160 112H161V111H160ZM174 112H175V111H174ZM190 112H192V111H190ZM193 112H194V111H193ZM8 113H9V111H8ZM8 113H6V114H8ZM23 113H24V112H23ZM38 113H39V112H38ZM45 113L48 114L47 111H46ZM76 113H77V110H76ZM84 113H85V112H84ZM84 113H83V115L86 114V113H85V114H84ZM130 113H133V112L131 111ZM146 113H147V112H146ZM161 113H162V112H161ZM180 113H181V112H180ZM12 114H13V112H12ZM54 114H55V113H54ZM73 114H74V113H73ZM90 114H91V112H90ZM150 114H151V113H149V115H150ZM156 114H157V111H156ZM191 114H192V113H191ZM8 115H9V114H8ZM23 115H21V116H23ZM71 115H72V114H71ZM87 115H88V119H89V114H87ZM94 115H95V114H94ZM143 115H144V114H143ZM149 115H148V116H149ZM9 116H11V115H9ZM135 116H137V115H135ZM138 116H139V115H138ZM151 116H152V114H151ZM151 116H149V117H151ZM158 116H159V115H158ZM12 117H13V116H12ZM24 117H23V119H24ZM72 117H73V116H72ZM85 117H86V116H85ZM85 117L83 116L84 120H85ZM123 117H125V116H122V115H121V118H122V119H123ZM126 117H128V116H126ZM126 117H125V119H126ZM140 117H141V116H140ZM144 117H145V115H144ZM152 117H153V119H154V114H153ZM156 117H157V116H156ZM156 117H155V118H156ZM160 117H162V116H160ZM177 117H178V116H177ZM8 118H9V117H8ZM52 118H53V117H52ZM73 118H74V117H73ZM92 118H94V117H92ZM136 118L138 119V117H136ZM181 118H182V117H181ZM184 118H185V117H184ZM184 118H182L183 121H184ZM191 118H192V117H191ZM6 119H7V118H6ZM11 119H12V118H11ZM13 119H14V118H13ZM20 119H21V117H20ZM20 119H19V120H20ZM23 119H21V120H23ZM81 119H82V117H81ZM86 119H87V118H86ZM88 119H87V121H88ZM90 119H91V118H90ZM90 119H89V120H90ZM137 119H136V120H137ZM141 119H144V120H145V118H141ZM151 119H152V118H151ZM160 119H161V118H160ZM177 119H178V118H177ZM182 119L180 120V118H179L180 121H182ZM14 120H16V119H14ZM82 120H83V119H82ZM91 120H92V119H91ZM91 120H90V121H91ZM93 120H94V119H93ZM93 120H92V121H93ZM95 120H96V119H95ZM136 120H135V121H136ZM144 120H143V121H144ZM147 120H149V118H148ZM51 121H52V120H51ZM71 121H72V120H71ZM92 121H91V122H92ZM133 121H134V120H133ZM143 121H142V122H143ZM145 121H146V120H145ZM180 121H178V123H179ZM183 121H182L181 123H183ZM190 121H192V120H190ZM14 122H15V121H14ZM16 122H17V121H16ZM16 122H15V123H16ZM33 122H34V121H33ZM81 122H82V121H81ZM91 122H90V123H91ZM137 122L139 123L140 121H137ZM137 122H135V123L138 124ZM231 122H232V121H231ZM18 123H19V122H18ZM20 123H21V122H20ZM88 123H89V122H88ZM147 123H148V122H147ZM157 123H158V122H157ZM188 123H189V122H188ZM188 123H187V124H188ZM192 123H193V122H192ZM197 123H198V122H197ZM213 123H214V122H213ZM11 124H12V123H11ZM16 124H17V123H16ZM16 124H15V125H16ZM92 124H93V122H92ZM98 124L101 125L100 123H98ZM126 124L124 123L123 126L126 127V126H127ZM144 124H146V122H144ZM179 124H180V123H179ZM15 125H12V127L15 126ZM19 125H20V124H17L16 126H19ZM50 125H51V124H50ZM129 125L133 126V125H135V124H134V122H133V125H132V124H129ZM140 125H142V124L140 123ZM164 125H165V124H164ZM191 125H192V124H191ZM193 125H194V124H193ZM196 125H197V124H196ZM239 125H240V124H239ZM88 126H89V125H88ZM90 126H91V125H90ZM112 126H111V127H112ZM150 126H151V125H150ZM174 126H175V125H174ZM182 126H183V124H182ZM198 126H199V125H198ZM250 126H251V125H250ZM12 127H9V129H10V128L12 129ZM180 127H181V126H180ZM190 127H191V126H190ZM190 127H188V128H190ZM77 128H78V127H77ZM100 128H101V126H100ZM100 128H99L98 131H100ZM123 128H124V127H123ZM135 128H136V127H135ZM138 128H139V127H138ZM140 128H141V126H140ZM145 128H146V127H145ZM176 128H177V127H176ZM181 128H182V127H181ZM186 128H187V127H186ZM191 128H192V127H191ZM30 129H31V128H30ZM30 129H29V130H30ZM73 129H74V128H73ZM79 129H80V128H79ZM83 129L85 130V128H83ZM83 129H82V130H83ZM125 129H126V128H125ZM174 129H175V128H174ZM12 130H14V129H12ZM82 130H80V131L82 132ZM86 130H87V129H86ZM90 130H92V126H91V129H90ZM93 130H94V128H93ZM95 130H96V129H95ZM95 130H94V132H95ZM131 130H134V129L132 128ZM131 130H130V131H131ZM135 130L137 131V129H135ZM155 130H156V129H155ZM19 131H20V129H19ZM98 131H96V133H97ZM107 131H109V132H107ZM120 131H121V132H120ZM127 131H128V130H127ZM127 131L125 130L124 132L127 133ZM130 131H128V132H130ZM138 131L141 132L140 129H138ZM21 132H22V131H21ZM76 132H77V131H76ZM76 132H75V133H76ZM85 132H86V131H85ZM89 132H90V131H89ZM92 132H93V131H91V133H92ZM133 132H135V131H133ZM178 132H179V131H178ZM19 133H20V132H19ZM22 133H24V130H23ZM25 133L27 134V131H26ZM77 133H78V132H77ZM135 133H136V132H135ZM138 133H139V132H138ZM141 133H142V132H141ZM141 133H139V134H141ZM148 133H149V132H148ZM185 133H186V132H185ZM79 134H80V133H79ZM79 134H77V135H79ZM89 134H90V133H89ZM94 134H95V133H94ZM131 134H132V133H131ZM169 134H170V133H169ZM188 134H189V133H188ZM75 135H76V134H75ZM81 135H82V134H81ZM90 135H92V134H90ZM124 135H125V134H124ZM129 135H130V134L128 133V134L126 135L125 138L127 139V138H128L127 136H129ZM151 135H152V134H151ZM19 136H22V135L20 134ZM65 136H67V135H65ZM93 136H94V135H93ZM97 136H95V138H96ZM116 136H118V135H116ZM116 136H115V137H116ZM122 136H123V135H122ZM133 136H135V134H133ZM133 136H132V137H133ZM136 136H137V135H136ZM138 136H139V135H138ZM138 136L136 137L137 139H138ZM175 136H176V135H175ZM180 136H181V134H180ZM182 136H183V135H182ZM34 137H36V136H34ZM44 137H45V136H44ZM87 137H88V136H87ZM89 137H90V136H89ZM98 137H97V138H98ZM112 137H113V136H112ZM20 138H21V137H20ZM70 138H71V137H70ZM93 138H94V137H93ZM122 138H123V137H122ZM206 138H207V137H206ZM0 139H2V138H0ZM15 139H16V138H15ZM48 139H49V138H48ZM66 139H67V138H66ZM86 139H87V138H86ZM112 139H113V138H112ZM114 139H115V138H114ZM116 139H117V137H116ZM116 139H115V141L118 140V139H117V140H116ZM132 139H134V137H133ZM132 139L130 138V140H132ZM178 139H179V138H178ZM246 139H247V138H246ZM38 140H39V139H38ZM74 140H75V139H74ZM76 140H77V139H76ZM88 140H90V139H88ZM93 140H94V144H97V145H98V143L95 142L96 139H92V141H93ZM97 140H98V139H97ZM121 140H122V139H121ZM124 140H125V139H123L122 141H124ZM138 140H140V139H138ZM138 140H137V141H138ZM141 140H142V139H141ZM141 140H140V141H141ZM3 141L7 144L8 148L6 147V148H7V152H6V154L3 155V157L1 156V157H2L1 161L4 159V162L6 163V164H5V165H6L5 168H7V161L9 160V158H8V157H9V156H8V153H9V146H10V145H9V142H10V139H9V138L7 139L6 136H5V139H3ZM15 141H16V140H15ZM15 141H14V142H15ZM17 141H18V140H17ZM49 141H50V140H49ZM92 141H91V142H92ZM119 141H120V140H119ZM122 141H121V142H122ZM126 141H128V140H126ZM126 141H124V142H126ZM132 141H133V140H132ZM132 141H131V142H132ZM135 141H136V139H135ZM137 141H136V142H137ZM140 141H138V142L141 144ZM1 142H2V141H1ZM1 142H0V143H1ZM11 142H12V141H11ZM14 142H13V143H14ZM50 142H51V141H50ZM74 142H75V141H74ZM79 142H80V141H79ZM84 142H85V141H84ZM112 142H113V140H111V143H112ZM121 142H119V143H121ZM131 142H130V143H131ZM133 142H134V141H133ZM138 142H137V143H133V144H135V146H137L136 144H139ZM22 143H23V142H22ZM46 143H47V142H46ZM100 143H101V142H100ZM100 143H99V145H100ZM109 143H110V142H109ZM109 143H108V144H109ZM114 143H115V142H114ZM15 144H16V143H15ZM42 144H43V143H42ZM61 144H62V143H61ZM69 144H70V143H69ZM87 144H88V143H87ZM90 144H92V143L89 142V145H90ZM102 144H103V143H102ZM105 144H106V143H105ZM105 144H104V145H105ZM117 144H118V143H117ZM121 144H122V143H121ZM140 144H139V145H140ZM17 145H18V143H17ZM45 145H46V144H45ZM45 145H43V146H44L43 148H45ZM49 145H52V144L49 143ZM49 145H47V146H49ZM85 145H86V142H85ZM97 145H96V146H95V145L93 146V144H92V145H90V146H93V148L95 147L94 150H96V147H97V148H100V147H98ZM111 145H112V144H111ZM130 145L132 146V144H130ZM139 145H138V146H139ZM0 146H1V145H0ZM71 146H73V145H71ZM86 146H88V145H86ZM102 146H103V145H102ZM105 146H107V145H105ZM122 146L127 147L125 143H124V145L122 144ZM128 146H129V144H128ZM135 146H134V148H135ZM3 147H4V146H3ZM14 147H15V146H14ZM50 147H51V146H50ZM50 147H49V148H50ZM52 147H54V146H52ZM64 147H65V146H64ZM103 147H104V146H103ZM103 147H102V148H103ZM129 147H130V146H129ZM129 147H128V148H129ZM231 147H232V146H231ZM4 148H5V147H4ZM18 148H19V147H18ZM46 148H47V147H46ZM61 148H62V147H61ZM68 148H69V145H68ZM70 148H71V147H70ZM74 148H75V147H74ZM74 148H73V149H74ZM77 148H78V147H77ZM89 148H90V147H89ZM107 148H108V147H107ZM117 148H118V147H117ZM137 148H140V147H137ZM146 148H147V147H146ZM197 148H198V147H197ZM240 148H241V147H240ZM0 149L3 150L2 147H1ZM13 149H15V148H13ZM41 149H42V148H41ZM50 149H52V148H50ZM55 149H56V148H55ZM55 149H54V150H55ZM79 149H80V147L78 148V151H80ZM83 149L85 150L84 153H86V149H87V148L85 149V148L82 147V150H83ZM103 149L105 150V148H103ZM103 149H100V150H103ZM118 149H119V148H118ZM118 149H117L116 154H115V151H116V150H115L112 154H113V155H114V154L117 155V153H118V154L120 155V158H121V157H122V156H121L122 153H119V152H118V151H119ZM131 149H132V148H131ZM131 149H130V150H131ZM155 149H156V148H155ZM228 149H229V148H228ZM16 150H17V149H16ZM43 150H44V149H43ZM43 150H42V151H43ZM45 150H47V149H45ZM64 150H66V149H64ZM71 150H72V149H71ZM76 150H77V149H76ZM82 150H81V151H82ZM84 150H83V151H84ZM89 150H92V149H89ZM98 150H99V149H98ZM100 150H99V151H100ZM104 150H103V151H104ZM110 150L112 151V149H110ZM123 150H124V149H123ZM205 150H206V149H205ZM4 151H5V150H4ZM4 151H3V152H4ZM14 151H15V150H14ZM58 151H59V150H58ZM58 151H57V152H58ZM60 151H61V150H60ZM81 151H80V152H81ZM105 151H106V150H105ZM125 151L127 152L128 150L125 149ZM131 151H132V150H131ZM201 151H202V150H201ZM210 151H211V150H210ZM217 151H218V150H217ZM15 152H16V151H15ZM15 152H14V153H15ZM37 152H38V151H37ZM39 152H40V151H39ZM52 152H53V151H52ZM52 152L50 151V153H52ZM57 152H56V153H57ZM62 152H64V151H63V148H62ZM62 152H61V153H62ZM72 152H73V151H72ZM137 152H138V150H137ZM145 152H146V151H145ZM145 152H144V153H145ZM206 152H207V151H206ZM226 152H227V151H226ZM251 152H252V151H251ZM0 153H1V152H0ZM46 153H47V152H46ZM53 153H54V152H53ZM53 153H52V155H53ZM66 153H67V152H66ZM69 153H70V152H69ZM69 153H68V154H69ZM78 153H79V152H78ZM93 153H94V152H93ZM95 153H96V152H95ZM108 153H109V152H108ZM132 153H133V151H132ZM146 153H147V152H146ZM148 153H149V152H148ZM152 153H154V152H152ZM203 153H204V152H203ZM244 153H245V152H244ZM16 154H17V153H16ZM39 154H40V153H39ZM42 154H43V155H46V154H44V153H42ZM42 154H41V155H42ZM57 154H59V153H57ZM105 154H107V153H105ZM112 154H111V155H112ZM135 154H136V153H135ZM137 154H138V153H137ZM169 154H170V153H169ZM228 154H229V153H228ZM11 155H12V154H11ZM47 155L49 156V152H48ZM66 155H67V154H66ZM72 155H73V154H72ZM75 155H76V153H75ZM82 155H84V154H82ZM95 155H96V154H95ZM111 155H110V157L113 156V155H112V156H111ZM119 155H117V157H119ZM128 155H129V154H128ZM141 155H142V153H141ZM154 155H155V154H154ZM202 155H203V154H202ZM15 156H16V155H15ZM53 156H54V155H53ZM53 156H52V157H53ZM55 156H56V155H55ZM55 156H54V157H55ZM60 156H61V155H60ZM68 156H69V155H68ZM70 156H71V155H70ZM105 156H106V155H105ZM138 156H139V155H138ZM142 156H145V155H142ZM152 156H153V155H152ZM157 156H158V155H157ZM170 156H171V155H170ZM193 156H194V155H193ZM29 157H30V156H29ZM29 157H28V158H29ZM41 157H42V156H41ZM114 157H116V156H114ZM125 157H128V156L125 155ZM125 157H124V159H125ZM130 157H131V156H130ZM132 157H133V156H132ZM136 157H137V155H136ZM136 157H135V158H136ZM145 157H146V156H145ZM158 157H159V156H158ZM179 157H180V156H179ZM199 157H200V156H199ZM206 157H207V156H206ZM7 158H8V160H7ZM28 158H27V159H28ZM46 158H47V157H46ZM49 158H50V156H49ZM49 158H47V159H49ZM59 158H60V157H59ZM59 158H58V162H59L61 165H63L64 163L62 164V162L59 161V160H61V159H59ZM67 158H68V157H67ZM100 158H101V156H100ZM105 158H106V157H104L103 159H105ZM108 158H109V156H108ZM112 158H113V157H112ZM135 158H133V159H135ZM137 158H138L137 161L139 162V159H140V158H139V157H137ZM159 158H160V157H159ZM13 159H14V158H13ZM20 159H21V158H20ZM29 159H31V158H29ZM32 159H33V158H32ZM32 159H31V160H32ZM41 159H42V158H41ZM68 159H69V158H68ZM84 159H85V158H84ZM94 159H95V158H94ZM109 159H111V158H109ZM117 159H118V158H117ZM129 159H130V158H129ZM144 159H145V158H144ZM149 159H150V158H149ZM166 159H167V158H166ZM171 159H172V158H171ZM194 159H195V158H194ZM206 159H207V158H206ZM6 160H7V161H6ZM15 160H17V159L15 158ZM34 160H35V159H34ZM38 160H39V158H38ZM51 160H52V158H50L49 161L47 160V164H46V165L43 164L44 167L42 166L41 168H43V169L45 168L44 170H46V172H49L50 175H51V174H53L54 176L57 175V174L60 175V174H59V171L62 169L63 166L61 167L59 163H58L59 166H58V165L55 166L54 164H52L54 161L52 162ZM63 160H64V158H63ZM65 160H66V159H65ZM69 160H70V159H69ZM85 160H86V159H85ZM97 160H98V159H97ZM105 160H106V159H105ZM121 160H122V158H121ZM121 160H120V162H121ZM125 160L127 161L128 158L125 159ZM125 160H124V161H125ZM164 160H165V159H164ZM167 160H168V159H167ZM167 160H166V163H167ZM174 160H175V159H174ZM182 160H183V159H182ZM25 161H26V160H25ZM35 161H36V160H35ZM40 161H42V160H40ZM40 161H39V162H40ZM55 161H56V159H55ZM115 161H116V160H115ZM115 161H114L113 163L118 162L119 159H118L116 162H115ZM126 161H125V162H126ZM128 161H129V160H128ZM143 161H144V160H143ZM150 161H151V160H150ZM150 161L148 160V162H150ZM152 161L155 162L154 160H152ZM200 161H202V160H200ZM10 162H11V161H10ZM30 162L33 163V161H30V160H29V164H30ZM43 162H46V160L43 161ZM43 162H42V163H43ZM51 162H52V163H51ZM64 162H65V161H64ZM70 162H72V161H70ZM75 162H76V161H75ZM109 162H110V161H109ZM125 162H124V163H125ZM134 162H136V160H134ZM145 162H146V161H145ZM253 162H254V161H253ZM8 163H9V162H8ZM27 163H28V162H27ZM27 163H26V164H27ZM34 163H35V162H34ZM34 163H33V164H34ZM42 163H41L40 165H42ZM54 163H56V162H54ZM66 163H67V161H66ZM66 163H65V164H66ZM81 163H82V162H81ZM106 163L108 164V160L106 161ZM110 163H111V164H108V165H109V166H108V170H109V167H110V170H111V168H112V167H111V166L113 165L112 160H111ZM139 163H143V162H139ZM159 163H160V161H159ZM163 163H164V162H163ZM163 163H162V164H163ZM166 163H165V164H166ZM37 164H38V163H37ZM69 164H71V163H69ZM72 164H73V163H72ZM78 164H79V163H78ZM104 164H105V163H104ZM126 164H127V162H126ZM131 164H132V163H131ZM135 164H136V165H135ZM135 164H132V166H133V168L136 169L137 167H134V165L137 166L138 163L136 162ZM173 164H174V163H173ZM224 164H225V163H224ZM9 165H10V164H8V166H9ZM18 165H19V164H18ZM24 165H25V164H24ZM24 165H23V166H24ZM34 165H35V164H34ZM34 165H32V167H33ZM40 165H39V166L37 165V168L40 167ZM110 165H111V166H110ZM120 165H122V162H121ZM123 165H124V164H123ZM139 165H140V164H139ZM160 165H161V163H160ZM170 165H171V164H170ZM189 165H190V164H189ZM251 165H252V164H251ZM20 166H21V165H19V167H20ZM23 166H22V168H23ZM30 166H31V165H30ZM35 166H36V165H35ZM72 166H73V165H72ZM113 166H114V165H113ZM116 166H117V165H115V167H116ZM129 166H130V165H129ZM147 166H148V165H147ZM147 166H146V168H147ZM167 166L170 167L169 164H167ZM24 167L27 168V167H29V166H26V165H25ZM74 167H75V166H74ZM118 167H119V165H118ZM125 167H126V166H125ZM163 167H166V166H163ZM172 167H173V166H172ZM172 167H170V170H171ZM191 167H192V166H191ZM22 168H21V170L24 169V168H23V169H22ZM33 168H34V167H33ZM67 168H68V165H66L65 170H67ZM119 168H120V167H119ZM138 168H139V167H138ZM141 168H142V167H141ZM141 168H140V169H141ZM153 168H154V167H153ZM173 168H174V167H173ZM249 168H250V167H249ZM63 169H64V168H63ZM68 169H69V171H70L71 167H69ZM130 169H132V168L130 167ZM148 169H149V168H148ZM157 169H158V168H157ZM167 169L169 170V168H167ZM246 169H247V168H246ZM7 170H10V168L8 167ZM30 170L33 171L34 169L30 168ZM72 170H73V169H72ZM88 170H89V169H88ZM105 170L108 171L107 169H105ZM105 170H104V171H105ZM113 170H114V167H113ZM113 170H112V172H111V171H108V172L113 173ZM115 170H116V169H115ZM119 170H122V167H121V169H119ZM119 170H118V171H119ZM133 170H134V169H133ZM160 170H161V168H160ZM163 170H164V168H163ZM176 170H177V169H176ZM186 170H187V169H186ZM23 171H24V172H27V169H24ZM32 171H31V172H32ZM106 171H105V172H106ZM126 171H127V170H126ZM128 171H129V170H128ZM131 171H132V170H131ZM131 171H129V172H131ZM135 171H136V170H135ZM144 171L146 172V170H144ZM152 171H154V170L152 169ZM174 171H175V170H174ZM177 171H178V170H177ZM228 171H229V170H228ZM9 172H10V171H8V173H9ZM31 172H30V173H31ZM63 172H64V171H63ZM67 172H68V171H67ZM67 172H66V173H67ZM108 172H107V173H108ZM114 172H117V171H114ZM129 172H127V173H125V174L127 175ZM141 172H143V171H141ZM147 172H148V171H147ZM154 172L156 173V171H154ZM166 172H167V171H166ZM166 172H165V173H166ZM170 172H171V171H170ZM175 172H176V171H175ZM175 172H174V173H175ZM0 173H1V172H0ZM3 173H4V172H3ZM5 173H6V170H5ZM28 173H29V170H28ZM89 173H90V172H89ZM138 173H139V172H138ZM148 173H150V170H149ZM172 173H173V171H172ZM176 173H177V172H176ZM46 174H47V173H46ZM49 174H48V177H50ZM67 174H68V173H67ZM70 174H71V173H70ZM108 174H110V173H108ZM113 174H114V173H113ZM125 174H121V175H124L123 177H124V179H125L126 181H128V178H129L130 176H131V179H132V177L134 176L133 171H132L133 176H132V174L130 173V174L127 175L128 178H126ZM136 174H137V172H135V176H136ZM152 174H153V172H152ZM157 174H158V172H157ZM160 174H161V171H160ZM163 174H164V173H163ZM129 175H130V176H129ZM138 175H139V174H138ZM140 175H141V174H140ZM140 175H139V177H143V173H142V176H140ZM144 175H146V174H144ZM179 175H180V174H179ZM223 175H224V174H223ZM0 176H1V175H0ZM10 176H11V175H10ZM42 176H43V175H42ZM54 176H53V178H54ZM67 176H68V175H67ZM90 176H91V175H90ZM106 176H107V175H106ZM160 176H161V175H160ZM257 176H258V175H257ZM21 177H22V176H21ZM58 177H60V176H58ZM71 177H72V176H71ZM115 177H116V176H115ZM121 177H122V176H121ZM123 177H122V178H123ZM157 177H159V176H157ZM163 177H164V176H163ZM167 177H168V176H167ZM51 178H52V176H51ZM51 178H46V179H48V180L50 179V181H53L54 179H51ZM108 178H109V177H108ZM134 178H135V177H134ZM164 178H165V177H164ZM30 179H31V178H30ZM44 179H45V178H44ZM56 179H57V178H56ZM56 179L54 180V182L56 181ZM131 179H130V180H131ZM140 179H141V178H140ZM143 179H144V177H143ZM145 179L147 180V178H145ZM154 179H157V178L155 177ZM180 179H181V178H180ZM187 179H188V178H187ZM7 180L10 181V177L5 176L3 184H5V182H6ZM125 180H121V179H120V180H119L120 183L117 182V184L119 185V184H121V182L123 183V181H124V183H125ZM134 180H135V179H134ZM134 180H133V181H134ZM138 180H139V179H138ZM150 180H151V179H149V181H150ZM158 180H159V179H158ZM169 180H170V179H169ZM238 180H239V179H238ZM251 180H252V179H251ZM45 181H46V180H45ZM50 181H49V182H50ZM116 181H117V180H116ZM139 181H140V180H139ZM142 181H143V180H142ZM144 181H145V180H144ZM147 181H148V180H147ZM147 181H146V182H147ZM188 181H189V180H188ZM13 182H14V181H13ZM49 182H47V183L49 184ZM130 182H132V181H130ZM146 182H144L143 185H144ZM182 182H183V181H182ZM190 182H191V181H190ZM51 183H53V182H51ZM51 183H50V184H51ZM110 183H111V182H110ZM124 183L122 184V186H123V185H124V186L126 185V183H125V184H124ZM133 183H135V181H134ZM141 183H142V182H141ZM150 183H151V182H150ZM163 183H164V182H163ZM169 183H170V182H169ZM223 183H224V182H223ZM262 183H263V182H262ZM8 184H9V183H8ZM48 184H47V185H48ZM54 184H55V183H54ZM54 184H53L52 186H54ZM69 184H70V183H69ZM129 184H130V183H128V185H129ZM131 184H132V183H131ZM135 184H136V183H135ZM135 184H133V185L135 186ZM139 184H140V183H139ZM146 184H147V183H146ZM146 184H145V186H146ZM159 184H160V183H159ZM159 184H158V185H159ZM174 184H175V183H174ZM61 185H62V184H61ZM67 185H68V184H67ZM133 185H132V186H133ZM141 185H142V184H141ZM143 185H142V186H143ZM148 185H149V182H148L147 186H148ZM154 185H155V184H154ZM154 185H153V186H154ZM161 185H162V184H161ZM0 186H2V185H0ZM52 186H51V187H52ZM55 186H58V184L56 183ZM68 186H69V185H68ZM132 186L130 185L129 187H132ZM134 186H133V187H134ZM142 186H141V188H142ZM149 186H150V185H149ZM155 186H156V185H155ZM180 186H181V185H180ZM246 186H247V185H246ZM112 187H113V186H112ZM115 187H116V186H115ZM118 187L120 188L121 185L118 186ZM135 187H136V186H135ZM150 187H152V186H150ZM185 187H186V186H185ZM49 188H50V187H49ZM54 188H56V187H54ZM113 188H114V187H113ZM143 188H144V187H143ZM143 188H142V189H143ZM153 188H154V187H153ZM162 188H163V187H162ZM259 188H260V187H259ZM44 189H45V188H44ZM70 189H71V188H70ZM117 189H118V188H117ZM117 189H115V190H116L117 192H119ZM123 189L125 190V188H122V191H123ZM128 189L130 190V188H128ZM131 189H132V188H131ZM142 189H141V190H142ZM146 189H147L146 187H145V189H143L144 192H145ZM30 190H31V189H30ZM135 190H136V189H135ZM143 190H142V191H143ZM147 190H148V189H147ZM149 190H150V189H149ZM155 190H156V189H155ZM171 190H172V189H171ZM18 191H19V190H18ZM106 191H107V190H106ZM112 191H113V190H112ZM131 191H132V190H131ZM133 191H134V190H133ZM142 191H141V193H142ZM151 191H152V189H151ZM234 191H235V190H234ZM234 191H233V192H234ZM110 192H111V191L109 190V193H110ZM120 192H121V191H120ZM120 192H119V194H122V193H120ZM124 192H125V191H124ZM134 192H135V191H134ZM144 192H143V194H144ZM168 192H172V191H168ZM115 193H116V192H115ZM126 193H127V192H126ZM128 193H131V192H128ZM128 193H127V194H128ZM139 193H140V191H139ZM147 193H148V191H147ZM157 193H158V192H157ZM174 193H175V192H174ZM137 194H138V193H137ZM152 194H153V193H152ZM152 194H151V195H152ZM161 194H162V193H161ZM51 195H52V194H51ZM57 195H58V194H57ZM128 195H129V194H128ZM128 195H127L126 197H128ZM157 195H158V194H157ZM157 195H156V196H157ZM58 196H59V195H58ZM122 196H123V195H122ZM124 196H125V193H124ZM140 196H141V194H140ZM146 196H147V195H146ZM134 197H135V196H134ZM122 198H123V197H122ZM129 198H130V197H128V200L130 201ZM142 198H144V197H142ZM166 198H167V197H166ZM180 198H181V197H180ZM14 199H15V198H14ZM29 199H30V197H29ZM104 199H105V198H104ZM138 199H139V197H138ZM144 199H145V198H144ZM181 199H182V198H181ZM60 200H61V199H60ZM126 200H127V199H126ZM133 200H134V198H133ZM66 201H67V200H66ZM139 201H140V202H141V201L143 202V200H141V198H140ZM158 201H159V200H158ZM169 201H170V200H169ZM28 202H29V201H28ZM28 202H26V203H28ZM142 202H141V204H143ZM7 203H8V202H7ZM11 203H12V202H11ZM29 203H30V202H29ZM48 203H49V202H48ZM109 203H110V202H109ZM228 203H229V202H228ZM129 204H130V203H129ZM138 204H139V203H138ZM239 204H240V203H239ZM164 205H165V204H164ZM24 206H25V205H24ZM29 206H30V205H29ZM26 207H27V206H26ZM56 207H57V206H56ZM127 207H128V206H127ZM138 207H139V206H138ZM49 208H50V207H49ZM253 208H255V207H253ZM45 209H46V208H45ZM125 209H126V208H125ZM128 209H129V208H128ZM141 209H142V208H141ZM141 209H139V210H141ZM222 209H223V208H222ZM18 210H19V209H18ZM253 210H255V209H253ZM8 211H9V210H8ZM105 211H106V210H105ZM141 211H142V210H141ZM141 211H140V212H141ZM258 211H259V210H258ZM26 212H27V211H26ZM126 212H127V211H126ZM143 212H144V211H143ZM54 213H55V212H54ZM104 213H105V212H104ZM253 213H254V212H253ZM255 213H256V211H255ZM56 214H57V213H56ZM107 214H108V213H107ZM204 214H205V213H204ZM251 214H252V213H251ZM103 215H104V214H103ZM261 215H263V214H261ZM252 216H253V215H252ZM254 216H255V214H254ZM8 217H9V216H8ZM107 217H108V216H107ZM186 217H187V216H186ZM259 217H260V216H259ZM40 218H41V217H40ZM109 218H110V217H109ZM45 219H46V218H45ZM63 219H64V218H63ZM107 219H108V218H107ZM252 219H253V218H252ZM182 220H183V219H182ZM32 221H33V220H32ZM52 221H53V220H52ZM59 221H60V220H59ZM259 221H260V220H259ZM54 222H55V221H54ZM205 222H206V221H205ZM215 222H216V221H215ZM244 222H245V221H244ZM254 222H255V221H254ZM12 223H13V222H12ZM39 223H40V221H39ZM48 223H49V222H48ZM127 223H128V222H127ZM179 223H180V222H179ZM181 223H182V222H181ZM203 223H204V222H203ZM248 223H249V222H248ZM248 223H247V224H248ZM43 224H45V223H43ZM207 224H208V223H207ZM254 224H255V223H254ZM182 225H183V224H182ZM202 225H203V224H202ZM212 225H213V224H212ZM258 225H259V224H258ZM42 226H43V225H42ZM190 226H191V225H190ZM218 226H219V225H218ZM256 226H257V225H256ZM10 227H11V226H10ZM49 227H50V226H49ZM187 227H188V226H187ZM194 227H195V226H194ZM199 227H200V226H199ZM44 228H45V227H44ZM173 229H174V228H173ZM195 229H196V228H195ZM245 229H246V228H245ZM250 229H251V228H250ZM259 229H260V228H259ZM259 229H258V230H259ZM185 230H186V229H185ZM236 230H237V229H236ZM241 230H242V229H241ZM252 230H253V229H252ZM254 230H255V229H254ZM258 230H257V231H258ZM40 231H41V230H40ZM125 231H126V230H125ZM210 231H211V230H210ZM44 232H45V231H44ZM60 232H61V231H60ZM60 232H59V233H60ZM245 232H246V231H245ZM249 232H250V231H249ZM32 233H33V232H32ZM34 233H35V232H34ZM206 233H207V232H206ZM19 234H20V233H19ZM182 234H183V233H182ZM246 234H247V233H246ZM194 235H195V234H194ZM218 235H220V234H218ZM240 235H241V234H240ZM58 236H59V235H58ZM185 236H186V234H185ZM253 236H254V235H253ZM59 237H60V236H59ZM65 238H66V237H65ZM191 238H192V237H191ZM78 239H79V238H78ZM179 239H180V237H179ZM217 239H218V238H217ZM185 240H186V239H185ZM187 240H189V239H187ZM259 240H260V239H259ZM52 241H53V240H52ZM65 241H66V240H65ZM254 241H255V240H254ZM66 242H67V241H66ZM262 242H263V241H262ZM215 243H216V242H215ZM260 243H261V242H260ZM72 244H73V243H72ZM22 245H23V244H22ZM161 245H162V244H161ZM216 245H217V244H216ZM216 245H215V246H216ZM252 245H253V244H252ZM63 246H64V245H63ZM165 246H166V245H165ZM64 247H65V246H64ZM167 247H168V246H167ZM17 249H18V247H17ZM67 250H68V249H67ZM58 251H59V250H58ZM160 251H161V250H160ZM43 252H44V251H43ZM140 252H141V251H140ZM56 253H57V252H56ZM141 253H142V252H141ZM60 254H61V253H60ZM159 254H160V253H159ZM17 255H18V254H17ZM48 255H49V254H48ZM58 255H59V254H58ZM154 255H155V254H154ZM20 256H21V255H20ZM23 256H24V255H23ZM50 257H51V256H50ZM67 257H68V256H67ZM2 258H3V257H2ZM26 258H27V257H26ZM47 258H48V257H47ZM68 258H69V257H68ZM20 259H21V258H20ZM44 259H45V258H44ZM62 259H63V258H62ZM64 259H65V258H64ZM97 259H98V258H97ZM59 260H60V259H59ZM153 260H154V259H153ZM153 260H152V261H153ZM214 260H215V259H214ZM21 261L23 262V260H21ZM25 261H26V260H25ZM53 261H54V260H53ZM64 261H65V260H64ZM166 261H167V260H166ZM216 261H217V260H216ZM27 262H28V261H27ZM42 262H43V261H42ZM56 262H57V261H56ZM214 263H215V262H214ZM19 264H20V263H19ZM62 264H63V263H62ZM64 264H65V263H64Z\"/></svg>",
	"mask_w": 264,
	"mask_h": 264
}]
</instances>
